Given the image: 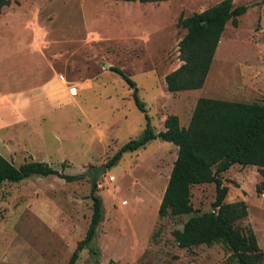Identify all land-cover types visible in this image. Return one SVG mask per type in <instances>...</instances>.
<instances>
[{
    "label": "rangeland",
    "instance_id": "1",
    "mask_svg": "<svg viewBox=\"0 0 264 264\" xmlns=\"http://www.w3.org/2000/svg\"><path fill=\"white\" fill-rule=\"evenodd\" d=\"M217 1L0 0V98L28 97L5 111L13 121L0 134L34 136L46 151L31 149L33 160L78 175L0 183V264H66L92 211L91 175L81 173L105 166L123 143L138 138L145 113L156 132L168 114L185 127L198 97L264 104V0H232L246 10L236 26L226 22L202 86L166 90L164 75L181 63L177 42L185 29L177 17ZM110 67L134 82L142 111ZM176 151L154 138L97 175L93 193L101 199V219L73 264H231L222 243L183 248L171 235L188 216L210 209L213 183L191 185L190 213L157 215ZM10 160L30 159L16 154ZM221 176L224 200L244 202L242 223L264 251V193L254 192L258 169L234 163Z\"/></svg>",
    "mask_w": 264,
    "mask_h": 264
},
{
    "label": "trees",
    "instance_id": "2",
    "mask_svg": "<svg viewBox=\"0 0 264 264\" xmlns=\"http://www.w3.org/2000/svg\"><path fill=\"white\" fill-rule=\"evenodd\" d=\"M245 10L244 4L233 5L232 0H219L199 12L177 17V26L185 29L177 42L181 63L164 75L167 91L202 86L226 22L236 26L237 16ZM110 70L132 88L133 103L142 111L143 103L136 95L134 82L123 70L117 67H110ZM144 118L146 122L141 135L123 143L105 167L112 166L123 152L134 151L154 138L175 145L176 155L157 206V215L190 213V187L193 184L213 183L214 198L208 211L188 216L180 229L171 231L174 241L183 248L222 243L230 252L231 264H261L264 251L259 248L249 224L242 223L247 215L246 205L241 200H224L227 188L222 183L221 174L234 163L253 165L261 176L254 192L257 195L264 193V104L198 97L185 127L179 126L176 115L168 114L163 119V129L156 132L146 113ZM30 175H56L65 181L78 178V175L60 173L43 161L24 160L14 165L0 154V183L16 182ZM94 189L93 185L90 188L92 211L87 228L66 264H73L78 251L93 239L101 219V199L93 193ZM89 250L93 251V248ZM107 264L116 263L109 260Z\"/></svg>",
    "mask_w": 264,
    "mask_h": 264
},
{
    "label": "crops",
    "instance_id": "3",
    "mask_svg": "<svg viewBox=\"0 0 264 264\" xmlns=\"http://www.w3.org/2000/svg\"><path fill=\"white\" fill-rule=\"evenodd\" d=\"M120 1L142 3V2H139L137 0H133V1L120 0ZM161 1H169V0H161ZM161 1H156V2H161ZM144 3H155V2H144ZM22 97H20L19 99L16 97H13L12 101H10V102L9 101L7 102V101H5V99L0 98V127L5 126V125L11 123V121H13V119H11V117H10V114H8L5 111L6 110L9 111V108H11V106L13 104H15L13 102L16 99L21 100V101H22V99L28 100L27 96H22ZM38 99H39V97L35 100L38 101ZM164 117H163V119H164ZM16 119H18V115L14 116V120H16ZM34 140H37V141L34 142ZM35 148H37V150L39 152H42L43 150H45V148L41 144V141L39 139H35V137L31 136L30 134H28V136L26 135V137H24V138L23 137L22 138L21 137H15V136H12L10 134L9 135L0 134V153L7 160H10V158L16 154H19V155L24 154V156L27 159L33 160L34 158L32 157V154H31L32 150L31 149L34 150ZM35 160H36V158H35ZM37 161H39V160H37ZM22 162H23V160H22Z\"/></svg>",
    "mask_w": 264,
    "mask_h": 264
},
{
    "label": "water",
    "instance_id": "4",
    "mask_svg": "<svg viewBox=\"0 0 264 264\" xmlns=\"http://www.w3.org/2000/svg\"><path fill=\"white\" fill-rule=\"evenodd\" d=\"M105 66H107L105 64ZM105 170V166L104 164L96 167V166H90L88 169H86L85 171H83L81 173V175L83 176H87V175H91V185H94L95 180L97 178V175L102 173Z\"/></svg>",
    "mask_w": 264,
    "mask_h": 264
},
{
    "label": "built area",
    "instance_id": "5",
    "mask_svg": "<svg viewBox=\"0 0 264 264\" xmlns=\"http://www.w3.org/2000/svg\"><path fill=\"white\" fill-rule=\"evenodd\" d=\"M60 78H62V76L60 75ZM111 179H113V177L112 176H109V180H111ZM124 203V202H123Z\"/></svg>",
    "mask_w": 264,
    "mask_h": 264
}]
</instances>
